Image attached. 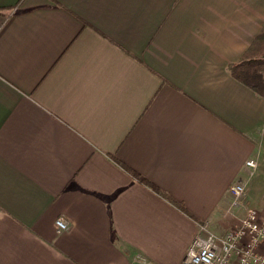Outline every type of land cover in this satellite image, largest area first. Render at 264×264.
I'll return each instance as SVG.
<instances>
[{
	"label": "crops",
	"instance_id": "crops-1",
	"mask_svg": "<svg viewBox=\"0 0 264 264\" xmlns=\"http://www.w3.org/2000/svg\"><path fill=\"white\" fill-rule=\"evenodd\" d=\"M246 54L264 0H0V264H180L235 227L264 174Z\"/></svg>",
	"mask_w": 264,
	"mask_h": 264
},
{
	"label": "built area",
	"instance_id": "built-area-1",
	"mask_svg": "<svg viewBox=\"0 0 264 264\" xmlns=\"http://www.w3.org/2000/svg\"><path fill=\"white\" fill-rule=\"evenodd\" d=\"M244 167L246 179H238L228 188L230 208L240 207L248 179L258 169L257 159H246ZM55 223L57 231L68 228L63 218H57ZM139 260L147 264L145 258ZM180 264H264V211L245 208L239 223L223 233L210 230L207 221L200 223Z\"/></svg>",
	"mask_w": 264,
	"mask_h": 264
},
{
	"label": "trees",
	"instance_id": "trees-1",
	"mask_svg": "<svg viewBox=\"0 0 264 264\" xmlns=\"http://www.w3.org/2000/svg\"><path fill=\"white\" fill-rule=\"evenodd\" d=\"M228 70L236 79L249 86L256 93L264 95V57L254 58L251 54H246L240 61L229 64ZM137 179L147 185H150L152 189L161 193L178 208L186 212V209L181 203L174 201L171 197H168L166 194L158 191V189L154 185L150 184L145 178L137 176Z\"/></svg>",
	"mask_w": 264,
	"mask_h": 264
},
{
	"label": "rangeland",
	"instance_id": "rangeland-1",
	"mask_svg": "<svg viewBox=\"0 0 264 264\" xmlns=\"http://www.w3.org/2000/svg\"><path fill=\"white\" fill-rule=\"evenodd\" d=\"M259 169V168H258ZM258 169H257V171L256 172H258ZM264 171V170H263ZM256 174V173H255ZM256 181H258L257 183V188H256V192H257V195L259 196V198H258V200L259 201H264V182H262L260 179H262L263 177H264V174H262V173H257L256 175ZM248 183L246 184V189H245V193L243 194V197L245 198V194H247V188H248ZM242 197V198H243ZM243 198V199H244ZM246 199H247V197H246ZM242 200V199H241ZM252 202V200H250L249 198L245 201L244 200V203H241L240 204V207H241V209H245V208H247V207H255V208H258L259 209V207L257 206V205H255V204H252L251 203Z\"/></svg>",
	"mask_w": 264,
	"mask_h": 264
}]
</instances>
